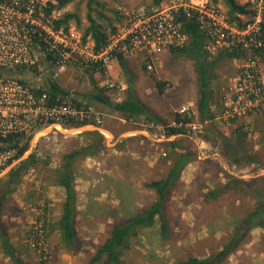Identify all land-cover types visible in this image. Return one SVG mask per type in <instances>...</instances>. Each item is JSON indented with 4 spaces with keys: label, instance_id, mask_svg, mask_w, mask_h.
Masks as SVG:
<instances>
[{
    "label": "rangeland",
    "instance_id": "rangeland-1",
    "mask_svg": "<svg viewBox=\"0 0 264 264\" xmlns=\"http://www.w3.org/2000/svg\"><path fill=\"white\" fill-rule=\"evenodd\" d=\"M94 1L103 5L100 8L92 4L91 8L96 11L94 18L106 30H110L112 26H122L126 22V13L140 6L154 5V0ZM89 8L90 0H72L60 15L77 13L81 24L73 21L71 25L84 34L89 26ZM168 62L170 64L163 68L164 73H175V76L180 77L181 82L177 87L196 102L198 81L193 62L184 55L175 58L170 55ZM237 71L234 60H222L218 63L216 78L213 81L215 110L220 111L222 108L223 89L227 86L228 79L236 75ZM81 74L77 73L79 77ZM193 115L194 123L202 125L198 113ZM212 123L233 142L231 155L229 158L221 155V143L211 137L208 141L205 137V134H208L206 129H203V134L199 136L178 135L170 138L180 143L183 149L180 152H189L195 159L192 162L193 167L185 169L182 188L174 192L166 208L167 220L171 227L170 236L167 242L163 240L158 233L159 222L156 228L142 231L125 257L127 264H176L191 258L204 260L214 256L230 241L237 223L256 207L255 200L244 192H229L217 200L213 197L206 200L205 197L227 184L229 178L258 180L259 184L264 186V121L259 123V127H252L250 122L251 127H247L248 129L243 121L231 126ZM94 129L99 128L74 129L69 131L67 136L60 135L57 139L46 136L47 132H40L19 162L0 174L1 190L10 176L19 169L22 161L36 155L43 162L17 176L20 180L16 190L8 196L1 214L4 228L25 264H88L95 251L109 237L115 219H122L140 210L137 208V199H145V204L149 205L156 198L140 183L133 188L122 189L123 194L117 190L112 193L113 182L105 178L107 174L104 172L103 163L98 170L93 168L91 160L78 158L74 163V187L77 193L76 228L84 248L83 252L77 255L66 251L54 228L62 215L66 191L56 185L54 170L61 165L66 152L82 147L81 141L87 144L95 140L86 134L87 130ZM156 134L160 137L161 132L156 130ZM152 149L154 154L159 155L157 172H154L152 178L160 179L167 174L169 168L166 157L162 154L165 147L154 146ZM103 155H108L104 147L101 159H104ZM48 160L49 165L45 167L44 163ZM39 224L42 227L47 226V231L50 232L47 241L48 256L43 261L39 256L42 255L41 251L38 252L30 246V237L39 229ZM52 228L53 232L50 231ZM0 264L15 263L0 249ZM225 264H264V229H253L245 238L243 246Z\"/></svg>",
    "mask_w": 264,
    "mask_h": 264
},
{
    "label": "built area",
    "instance_id": "built-area-1",
    "mask_svg": "<svg viewBox=\"0 0 264 264\" xmlns=\"http://www.w3.org/2000/svg\"><path fill=\"white\" fill-rule=\"evenodd\" d=\"M48 3L49 0H0V138L16 137L18 148L31 146L34 137L43 131L57 139L84 126L100 129L105 124L103 113L92 105L79 108L70 99L50 104L47 92L37 93L41 82L57 79L70 65L106 71L119 56L142 57L146 70L155 73L166 51L182 49L190 42L182 31V15L195 20L205 34L210 60L234 50L248 54L246 59L234 60L237 74L228 79L222 108L214 109L213 122L230 125L243 121L246 128L251 127L250 119L264 109V0L240 3L247 8V13L240 16L243 28L231 24L225 7L212 0H164L160 5L140 6L124 15L126 22L98 52L93 39L85 38L72 25L68 32L56 30L54 21L62 11L47 15ZM20 72L29 78L32 73L33 77L22 81ZM125 87L124 83L105 84L109 91ZM178 114L191 118L193 111L184 106ZM148 125L157 130L154 124ZM172 127L194 136L202 135L206 129V125L195 123H175ZM163 138L168 139L166 133ZM20 159L17 148L0 153V174ZM39 226L30 237V246L41 251L43 261L48 251L44 228Z\"/></svg>",
    "mask_w": 264,
    "mask_h": 264
},
{
    "label": "trees",
    "instance_id": "trees-1",
    "mask_svg": "<svg viewBox=\"0 0 264 264\" xmlns=\"http://www.w3.org/2000/svg\"><path fill=\"white\" fill-rule=\"evenodd\" d=\"M164 0H154V5H160ZM214 3L222 2L226 11L228 21L231 24L237 25L239 28L245 26L244 21L240 18L241 15L247 13L246 6L240 4L238 0H212ZM57 2V3H55ZM72 0H49L47 15H52L54 12L63 11ZM96 5L102 8L103 5L94 0H90V8L87 16L89 26L84 31V37H91L95 43L96 52L100 51L107 43V39L118 29L112 26L110 30H106L94 18L93 14L96 12L91 8V5ZM75 21L78 25L81 24L80 18L77 13H64L58 20L54 21L56 30L64 29L69 31L71 23ZM182 31L190 38L189 44L182 49H172L171 52L174 56H186L191 60L195 67L198 81V118L202 125L212 123L216 118V111H214V98L215 92L213 89V81L216 78L215 70L222 60L233 61L235 59H246L248 54L240 50H234L230 53H222L216 59L210 60L205 50L206 37L200 30L195 20L187 18L185 15L181 16ZM120 61L124 62L122 56L118 57ZM96 70V69H95ZM97 71V70H96ZM22 74H24L22 72ZM22 81H25L24 79ZM159 83V89L163 91L164 83ZM47 92L50 98V104L63 102L70 99L77 107L83 106L78 100L71 98L70 94L65 91L55 79L48 78L41 82V87L37 93L42 95ZM103 91L96 90L89 101L100 102L110 107L113 111L123 114L127 121L137 119L138 117L145 116L149 120H155L150 114L146 106L137 99L132 92H129V97L123 103H115L103 96ZM219 111V110H218ZM194 115L191 118L183 117L180 114H175L176 123H194ZM166 136H184L185 132L182 129L174 127H165ZM92 136L95 140L87 146L75 149L63 155V162L54 170L55 183L61 186L66 191V198L62 204V215L55 228L58 232L60 240L64 245L66 251L72 255H77L83 252L84 243L78 236L76 222H77V193L75 190V173L74 163L80 157L82 158H98L103 150V144L99 142L101 134L99 132L86 133ZM205 137L210 141L209 134ZM18 139L10 137L2 140L0 138V153L7 149L17 148L19 156L22 158L30 149V144L18 148ZM165 147L166 162H171L167 174L158 179L152 180L145 184V188L153 191L156 198L151 204L143 206L134 214L124 217L122 219H115L111 226L110 235L106 241L100 245L95 251L88 264H127L125 257L133 247V242L137 240L141 232L156 228L159 222L158 233L162 236L165 242L168 241L170 236L171 227L167 220L166 208L177 189H181L183 182L181 181L182 174L189 164L194 162V157L191 153L182 151L180 143L177 140L166 142L162 144ZM118 147V146H117ZM242 148V146H241ZM48 162V163H47ZM45 164L48 167L49 160ZM42 160L36 155H31L28 159L20 163L19 169L13 173L9 181L5 183L0 190V249L3 254L15 264H25L19 257V253L12 244L9 235L7 234L1 220L3 207L7 202V198L16 190V185L19 182L18 175L29 171L33 167L40 165ZM120 163V162H119ZM124 166L127 169L128 163L124 161ZM260 181H244L235 178H229L227 184L221 187L216 192L208 193L205 197L208 200L213 197L215 200L229 192H244L247 196H251L255 202L256 207L248 212V214L239 221L236 225V231L231 237L230 241L224 248L214 256L202 259L191 258L186 261L177 262L176 264H225L229 258L239 250L245 243L247 235L255 228L264 229V186L259 184ZM45 230L46 244L48 241L47 226H43ZM52 228L50 231H54Z\"/></svg>",
    "mask_w": 264,
    "mask_h": 264
},
{
    "label": "crops",
    "instance_id": "crops-1",
    "mask_svg": "<svg viewBox=\"0 0 264 264\" xmlns=\"http://www.w3.org/2000/svg\"><path fill=\"white\" fill-rule=\"evenodd\" d=\"M170 55L175 58L171 51H166L162 55L156 73H150L146 70L145 60L142 57H134L124 58V62L118 58L106 71L82 69L76 65H70L55 79L70 94L71 98L78 100L83 106L92 105L97 111L105 115V124L100 129L87 130V132H99L101 134L99 142L103 144L108 155H103L104 159H101V154L98 158L89 157L87 159L91 160L93 168H98V170L103 163L104 172L107 174L105 178L113 182L112 193L117 190L123 194L121 190L126 187L133 188L137 183L145 186L146 183L152 180H158V178L154 179L152 176L154 172H157L159 155L154 154L152 148L163 146V143L175 140H171V137L168 139L163 138L164 127H172L176 123L175 114L184 106L191 108L194 114L198 113V96L196 102L191 100L187 94H184V91L182 92L177 87L181 82V78L175 76V73H164L163 71L164 66L170 64L168 62ZM23 73H19L21 78L24 80L29 78L26 77L25 72ZM77 73L82 74L79 77ZM108 81L124 83L126 87L121 91H109L105 88ZM158 82L165 84L164 92L159 89ZM173 86L176 87L173 88ZM96 90L103 91V96L115 103H123L129 97V92H132L146 106L155 120H149L145 116H141L127 121L123 114L113 111L105 104L89 101ZM262 120L264 121V109L250 119L252 127H259ZM147 123L154 124V127H157V130L161 132L160 137L156 134V130L149 128V125L146 126ZM104 133L109 134L111 139L108 140ZM89 143L85 144L84 141H81L82 147L87 146ZM162 154L163 157H166L164 151ZM124 161L128 163L127 169L123 164ZM167 165L170 166L171 162H167ZM192 167L193 164L191 163L187 166V169ZM185 173L186 170L182 174V182L185 179ZM149 194L154 198L155 193L153 191ZM145 201V199H137V208H143L146 205Z\"/></svg>",
    "mask_w": 264,
    "mask_h": 264
},
{
    "label": "water",
    "instance_id": "water-1",
    "mask_svg": "<svg viewBox=\"0 0 264 264\" xmlns=\"http://www.w3.org/2000/svg\"><path fill=\"white\" fill-rule=\"evenodd\" d=\"M7 75H10V73H7ZM32 77L33 75L31 73L30 78ZM206 130L212 139L218 140L221 143V155L224 158H229L234 149L233 142L225 134H223L213 123H208L206 125Z\"/></svg>",
    "mask_w": 264,
    "mask_h": 264
},
{
    "label": "bare ground",
    "instance_id": "bare-ground-1",
    "mask_svg": "<svg viewBox=\"0 0 264 264\" xmlns=\"http://www.w3.org/2000/svg\"><path fill=\"white\" fill-rule=\"evenodd\" d=\"M104 134L107 136L108 140L111 139V137L109 136V134H107V133H104Z\"/></svg>",
    "mask_w": 264,
    "mask_h": 264
}]
</instances>
